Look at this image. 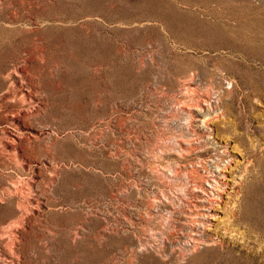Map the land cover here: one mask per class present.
I'll list each match as a JSON object with an SVG mask.
<instances>
[{
    "label": "rangeland",
    "instance_id": "rangeland-1",
    "mask_svg": "<svg viewBox=\"0 0 264 264\" xmlns=\"http://www.w3.org/2000/svg\"><path fill=\"white\" fill-rule=\"evenodd\" d=\"M0 94V264H264V0H0ZM224 147L210 210L183 173Z\"/></svg>",
    "mask_w": 264,
    "mask_h": 264
},
{
    "label": "bare ground",
    "instance_id": "bare-ground-1",
    "mask_svg": "<svg viewBox=\"0 0 264 264\" xmlns=\"http://www.w3.org/2000/svg\"><path fill=\"white\" fill-rule=\"evenodd\" d=\"M32 58V57H31ZM22 68V67H21ZM11 71V70H10ZM9 71V72H10ZM14 74L20 73V70H15ZM199 74V71L193 70L191 71V75H190V81H188L190 84H188L187 88H190L192 93L195 94V92L197 91V86L194 84V79L195 77ZM11 75V74H9ZM23 75V74H22ZM21 76V75H20ZM26 76V75H25ZM8 78V75H7ZM10 79V78H9ZM22 79V78H20ZM187 80V79H186ZM10 82V81H9ZM19 82V81H18ZM186 82V81H185ZM25 83V82H24ZM12 84V83H11ZM22 86V85H21ZM14 87V86H13ZM209 87V86H208ZM12 88V86H11ZM14 89V88H13ZM30 89V88H29ZM9 90V89H8ZM28 90V89H27ZM189 90V89H188ZM10 91V90H9ZM15 91V90H14ZM33 91V90H32ZM13 92V90L11 91ZM23 93V92H21ZM186 93V92H185ZM190 93V92H189ZM199 93V92H198ZM207 94L203 95H196L195 98V104H193L192 106H190L189 104V112H188V118L190 119L189 121H191L192 125L195 128H207V124L212 123L214 121H218L220 119L223 118L224 113L223 110H221V108L219 107V103L222 100L221 98H218L217 102H215V105L212 103V101L210 100L209 96ZM230 93V92H229ZM4 94V93H3ZM30 94V93H29ZM1 95V94H0ZM20 95V94H19ZM15 96V93H14ZM23 96V95H22ZM21 96V98H22ZM25 96V95H24ZM189 96V94H188ZM221 97V96H220ZM7 98V97H6ZM12 99V98H11ZM1 102V101H0ZM4 102V101H3ZM1 108V107H0ZM18 108V107H17ZM212 109L215 111V113L213 112V115L211 113ZM193 110V111H192ZM10 111V110H9ZM23 111V110H22ZM11 113V112H10ZM18 113V112H17ZM26 115V114H25ZM12 116L16 117L17 114L14 112L12 113ZM24 116V114H23ZM27 117V116H26ZM29 118V117H28ZM224 119V118H223ZM189 122V124H191ZM25 124V123H24ZM27 124V123H26ZM191 126V125H189ZM193 128V127H192ZM212 135V134H210ZM191 137V136H190ZM209 137V134L208 136ZM10 139L12 141H16L14 138L10 137ZM27 142V141H26ZM15 143V142H14ZM18 145H20V143H18ZM23 147V146H22ZM210 147V146H209ZM14 148V147H13ZM214 148V147H213ZM234 148V147H233ZM14 150H16V148H14ZM183 150V149H182ZM186 150V149H185ZM228 150V148L224 147V149L222 151H217L216 155L210 154L208 155L210 161H207V159H201L198 162V165L196 168H192L189 171H185L183 173L186 174L187 172L189 173V181L191 183V189H199L201 193H199V195H195L193 196L194 199H197L199 201L202 202H210V205L208 207V209L212 210L214 209V207H216L217 205L214 204L211 200L215 201V200H219L221 193H226L227 195L230 194L231 192H234L232 189V185L230 186V184H228L227 181H232L233 182V177L232 176H228V174L226 173H230L231 172V168L232 165L231 163H233V157H226V151ZM232 152H235V150H231ZM27 152V151H26ZM161 166V165H160ZM163 168V167H162ZM166 168V167H165ZM164 168V169H165ZM156 171V170H155ZM159 171V170H158ZM172 171V169L170 170ZM168 171V172H170ZM174 171V170H173ZM180 173V172H179ZM174 174V173H172ZM192 174H195V178H192ZM163 176V175H162ZM174 176V175H172ZM186 176V175H185ZM197 177V178H196ZM164 179V177H163ZM193 179H195L193 181ZM233 184H235V181L233 182ZM14 189V188H13ZM29 189V188H28ZM10 190V188H9ZM23 191V189H22ZM164 191V190H162ZM22 193V192H21ZM163 193V192H162ZM23 194V193H22ZM163 195V194H162ZM37 196V195H36ZM186 197V196H185ZM164 198V197H163ZM166 199V198H165ZM37 200V199H36ZM38 202V201H37ZM168 202V201H167ZM164 203V202H163ZM39 204V203H38ZM23 206V205H22ZM38 206V205H37ZM36 206V207H37ZM188 206V205H187ZM195 206V205H194ZM172 207V205H171ZM20 208V205H19ZM22 208V207H21ZM20 208V209H21ZM25 209V208H24ZM23 209V210H24ZM173 212V211H172ZM170 212V213H172ZM187 215V214H185ZM188 219H186V221H184L183 223L188 225L190 228V237L191 240L194 244H199L202 243L204 241L203 237H206L207 239H209V237H207L204 234V231L206 228H210L209 226L211 224H209L208 219H216L215 215L209 214V213H205V212H197V213H191L188 215ZM195 216L200 217V218H204L207 220V222L204 221H200V220H196ZM190 218V219H189ZM15 224V223H14ZM14 224H9L6 227H1L0 228V236L2 235H9L7 238L8 241L10 240V242L12 244H16L17 240L15 238V236H13V238L10 235H14ZM16 226V225H15ZM203 227V230H202ZM3 237V236H2ZM189 237V238H190ZM210 242H208L207 244H209ZM213 243V242H212ZM205 244V243H204ZM3 245L2 241L0 240V246ZM5 246V245H4ZM9 247V246H7ZM4 254L6 255L7 253H5L4 251H2Z\"/></svg>",
    "mask_w": 264,
    "mask_h": 264
}]
</instances>
